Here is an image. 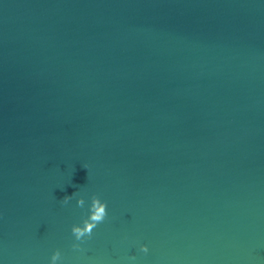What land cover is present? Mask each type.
Wrapping results in <instances>:
<instances>
[{"label":"water","instance_id":"95a60500","mask_svg":"<svg viewBox=\"0 0 264 264\" xmlns=\"http://www.w3.org/2000/svg\"><path fill=\"white\" fill-rule=\"evenodd\" d=\"M57 249L264 264V0H0V262Z\"/></svg>","mask_w":264,"mask_h":264},{"label":"clouds","instance_id":"9594fccd","mask_svg":"<svg viewBox=\"0 0 264 264\" xmlns=\"http://www.w3.org/2000/svg\"><path fill=\"white\" fill-rule=\"evenodd\" d=\"M76 199L78 206L83 207L86 203V197L84 194H81L79 191L74 192L70 196H65L63 202L65 204L70 203L73 199ZM108 215V204L106 201L102 200L98 195H93L91 197V203L88 208V215L85 219L79 224H74L71 228V232L75 237L77 242L83 241L86 237H91L93 230L97 225L104 221ZM73 248L79 249L80 244H73ZM140 251L143 253L149 252V247L147 244L140 246ZM135 256L130 257V264H134ZM2 264V262H0ZM49 264H63V254L57 249L55 250L51 257Z\"/></svg>","mask_w":264,"mask_h":264}]
</instances>
